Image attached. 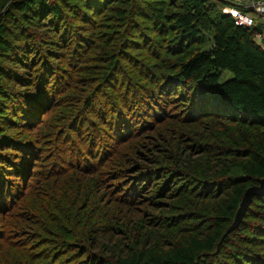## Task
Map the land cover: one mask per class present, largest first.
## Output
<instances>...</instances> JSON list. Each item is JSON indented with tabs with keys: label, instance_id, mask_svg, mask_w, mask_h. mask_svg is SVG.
<instances>
[{
	"label": "rangeland",
	"instance_id": "374dc122",
	"mask_svg": "<svg viewBox=\"0 0 264 264\" xmlns=\"http://www.w3.org/2000/svg\"><path fill=\"white\" fill-rule=\"evenodd\" d=\"M78 1L70 0L76 4ZM118 5L127 4L121 2ZM163 7L164 10L173 8L169 4ZM66 11L72 31L88 35L91 41L89 44L80 41L82 47L75 45L78 41L71 32L72 40L68 44L59 41L56 53L48 57L62 76L61 85L54 88H51L55 82L54 74L49 73L47 77L49 90L52 89L51 102L29 123L9 116L14 120L11 122L4 118L6 114L0 109V135L9 133L21 138L33 150L23 162L24 172L19 176H8L14 188L0 205V264H75L74 257L78 254L71 253L76 252L85 259L89 256L96 258L92 264H105L112 254V246H128L129 237L136 229L142 233L152 230L158 241L168 232L182 241L210 233L215 208L223 198L219 196L222 188L213 184L206 189L200 180L213 178V172L220 166L224 169L218 172V179L231 175L235 161L231 149L242 148L248 142L263 141L264 129L210 119L190 123L181 118L180 106L174 100L171 103L165 101V114L161 117L141 110L137 116L140 119L132 117L126 122L129 112L132 111L133 115L138 112L140 102L137 101L143 93L139 89L158 79L160 73H170L172 63L185 54L174 55L172 50L162 49L159 57L166 58L163 62L151 54L148 46L143 49L125 47L118 58V62H122L118 79L112 83L104 82L102 76L107 71V54L117 50L123 35L127 34L126 25L117 23L114 29V21L103 14L93 16L89 9L86 12L92 17L90 21L71 9ZM21 23L27 30L23 39L28 41H38L47 25L51 27L49 22L43 25ZM21 25L13 23L10 31L18 35L23 28ZM153 28L147 31L149 39L157 36ZM204 31L206 41L190 46L189 51L210 45L211 31ZM167 32L164 28L159 36L170 38L173 32ZM107 33L111 34L108 42L104 36ZM45 36L49 38V33ZM133 53L140 58V63L136 64L131 58ZM145 64L151 70L144 73ZM231 77L230 71L223 70L218 80L224 82ZM2 82L11 84L6 78ZM86 98L90 99L92 106L86 104ZM119 98L124 99L125 104L124 107L121 105V111L128 112V115L118 121L116 128L120 126V130L115 136L108 133L113 131L107 123L109 117L105 111L99 110L98 105H105L108 99L118 104ZM245 137L248 141L243 143ZM172 149L181 154V161L186 160L194 166L207 156L212 171L190 170L187 173L193 179L187 182L184 179L171 180L166 186L165 178L159 175L148 179L138 177V181L146 180H141L143 184L136 193L128 194L133 179L140 174L134 170L136 166H174L167 157L171 155L168 150ZM1 150L6 149L0 146ZM87 163L93 168L85 167ZM178 181L184 182L185 187L181 186V191L170 194L173 184L179 185ZM162 186L165 190L160 193ZM157 218L163 223L159 225ZM226 230L216 243L215 252L224 253L221 245L229 234ZM64 240L74 241L75 247L69 251L62 245Z\"/></svg>",
	"mask_w": 264,
	"mask_h": 264
},
{
	"label": "trees",
	"instance_id": "16d2710c",
	"mask_svg": "<svg viewBox=\"0 0 264 264\" xmlns=\"http://www.w3.org/2000/svg\"><path fill=\"white\" fill-rule=\"evenodd\" d=\"M121 2L127 5H118ZM164 4L173 8L164 10ZM229 4L228 0H79L78 4L70 0H0V109L6 114L4 118L16 117L18 121L29 123L51 102L52 89L49 90L47 77L49 73L54 74L55 82L51 87L54 88L61 85L62 76L48 57L56 53L59 41L68 44L75 36L78 41L75 45L82 47L80 41L90 43L88 35L72 31L66 11L71 9L88 21L92 20L90 14H103L114 21L112 28L115 29L117 23L127 27V34L123 35L117 50L107 54V71L102 76L104 82L112 83L118 79L117 74L121 73L119 64L122 63L118 62V58L125 47L143 49L148 46L151 54L157 55L163 62L166 58L159 57L162 49H170L174 55L185 54L176 63H172L170 73H160L158 79L139 89L143 92L140 100H133L134 103L140 102L138 112L135 115L132 111L131 114L129 112L126 122L139 116L141 110L161 117L165 114V101L171 103L174 100L180 106L181 118L190 123L210 119L264 129V48L254 40L257 27L238 26L229 14L222 12L221 8ZM86 9L92 12L89 14ZM22 21L35 25L49 22L52 28L47 25L38 41H28L23 39L27 30L21 25ZM16 22L23 27L18 35L10 31V26ZM151 28L157 34L155 39L147 36V31ZM164 28L167 33L173 32L170 38L164 36L165 32L163 36H159L163 34ZM204 29L211 31L210 45L189 51L190 46L206 41ZM47 33L49 38L45 36ZM105 35L107 42L110 41L111 34ZM131 58L135 59L136 64L140 63L136 54L133 53ZM147 69L151 70L145 64L144 73ZM223 70L230 71L232 77L219 82ZM3 78L11 81V84H4ZM117 102L118 104H113L108 99L105 105H98L99 110L105 111L109 117L107 123L113 131L108 133L115 136L119 135L117 132L120 126L116 128L118 121L122 120V116L126 119V114L128 115V112L124 114L121 111L122 106H125L124 99L119 98ZM90 103V99L86 98V104L92 106ZM122 132L121 128V134ZM247 141L248 137L243 138V143ZM29 145L9 133L0 135L1 149H6L0 151V205L14 188L8 176H19L24 172L23 162L33 152ZM168 151L171 153L167 154L168 160L174 166L132 167L140 174L133 179L128 194L136 193L145 178L159 175L165 178L166 186L175 179L190 181L193 179L187 173L190 170L194 172V169H199L206 173L212 171L206 161L207 156L206 160L194 166L186 160L181 161V154L177 150ZM231 153L235 157L231 175L218 179V172L224 169L220 166L213 172V178L200 180L206 189L213 184L222 188L219 196L223 198L215 208L210 233L182 241L168 232L165 236L162 234V239L158 241L152 230L142 233L136 229L129 237L128 246H112V254H109L105 264H264V194L253 198L240 224L223 238L221 248L225 249L224 253L215 252L216 243L234 220L244 191L257 184L258 179L264 176V140L258 143L248 142L242 148H232ZM85 167L93 168L88 163ZM138 177L145 178L138 181ZM183 183L178 181V186L173 184L170 194L181 191ZM165 186H162L160 193H163ZM250 218L253 219L249 220ZM156 220L159 225L163 223L161 218ZM138 225L141 227L140 223ZM75 244L69 240L62 243L69 251ZM71 254H78L74 257L75 264H92L96 260L93 256L82 258L78 252Z\"/></svg>",
	"mask_w": 264,
	"mask_h": 264
},
{
	"label": "built area",
	"instance_id": "2783aa9c",
	"mask_svg": "<svg viewBox=\"0 0 264 264\" xmlns=\"http://www.w3.org/2000/svg\"><path fill=\"white\" fill-rule=\"evenodd\" d=\"M250 9L246 11L245 9ZM229 14L238 26L257 27L254 40L264 48V0H234L221 8Z\"/></svg>",
	"mask_w": 264,
	"mask_h": 264
},
{
	"label": "water",
	"instance_id": "95a60500",
	"mask_svg": "<svg viewBox=\"0 0 264 264\" xmlns=\"http://www.w3.org/2000/svg\"><path fill=\"white\" fill-rule=\"evenodd\" d=\"M264 194V176L260 179H258L257 184L251 185L244 191L239 207L235 213L234 220L232 224L227 228L226 232H229L230 230L237 227L244 214L246 209L249 207L250 203L252 202L253 198L255 196H261Z\"/></svg>",
	"mask_w": 264,
	"mask_h": 264
}]
</instances>
